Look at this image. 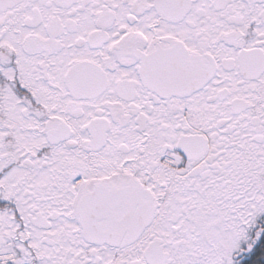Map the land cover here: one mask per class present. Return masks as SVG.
<instances>
[{"label":"snow or ice","instance_id":"6c2138e0","mask_svg":"<svg viewBox=\"0 0 264 264\" xmlns=\"http://www.w3.org/2000/svg\"><path fill=\"white\" fill-rule=\"evenodd\" d=\"M0 264H264V0H0Z\"/></svg>","mask_w":264,"mask_h":264}]
</instances>
